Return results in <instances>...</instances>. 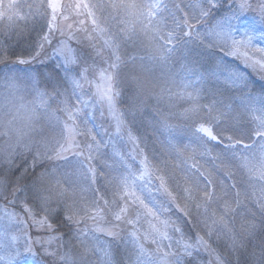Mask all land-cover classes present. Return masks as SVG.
Segmentation results:
<instances>
[{
    "label": "trees",
    "instance_id": "1",
    "mask_svg": "<svg viewBox=\"0 0 264 264\" xmlns=\"http://www.w3.org/2000/svg\"><path fill=\"white\" fill-rule=\"evenodd\" d=\"M120 1V0H119ZM125 1V2H130ZM61 3H68L69 0H60ZM75 2V0H73ZM85 3H98L100 0H83ZM105 3H111L110 0H104ZM121 2V1H120ZM119 2V3H120ZM139 2V0H135ZM46 5V0H0L1 13L4 15L0 17V99L3 100L4 112L0 114V132L4 131V125L11 116L15 114L22 115L27 112L30 114L32 108V101L35 93L31 90L33 83L38 84L41 91L51 92L54 84L61 85V91L67 89L65 96H60L49 100L48 113L54 114L51 120L40 110V118L34 121L31 129L26 131H19L21 144H31V149L25 151L22 147L17 146L16 152L12 155L13 163L10 165L6 162L7 152L11 151L8 148L9 144H16L17 131L12 130L8 136L0 135V180L7 178L8 184L6 189L7 199L4 194H0V207L8 211H15L22 217L25 215L21 208V202L27 200L30 204L33 202L32 193L27 189L31 183L32 173H39L44 170L51 171L56 168L59 173L66 176V183H71L76 188V195L74 197L77 208L83 206L84 203H90L94 197L97 189L105 193V198L109 201L113 200V189L108 186V179L99 174L97 175V182L93 183L91 174L88 173L86 163L82 165L81 161H86L88 154V145L95 144L89 137L84 135H77L75 143L78 145V150L84 153L83 156L66 153L65 159L49 160L41 156L35 161L33 166V159L37 151L44 153L47 149L45 144L51 146L55 143L54 137L60 132L63 127V122L67 120V115L61 111L64 104L60 101L67 100L69 105L79 106L81 111L79 113L78 124L81 127L85 125L92 129V135L96 136L97 141H102L99 149L102 148L101 153H96V159L93 162V167L104 168L109 171L107 165L113 166L111 175L118 173L127 174V171L138 173L143 167L141 161L147 157L148 163L153 167L159 165L165 168L168 179H170L173 186L179 182L183 185V175L187 171L193 175V179L199 177V172L190 170L186 162L192 159L206 169V173H210L212 178L220 185L221 181L226 182V186L230 187L232 184H239V189L233 188L231 191L232 198L235 197L237 190L243 191L247 189L251 195L253 189L246 183L247 176L243 178L235 172L233 168L235 179L229 178L225 169L220 165L219 161L213 157L221 153L223 145H214L212 148L211 158H204L200 155V141L196 138L197 124L191 120H186L181 115L184 110L191 106L192 101L187 98V95H177L181 92H193L195 89H202L200 92L198 103L204 107L201 113V121L209 122L214 131L221 137L232 135L236 129L251 128L253 126L250 119L244 114L241 104L242 92L239 86L228 85L223 77L217 79H205V81H197L196 76H191L183 70V65L195 64L197 71L200 74H206L213 70L218 65L226 66L236 72H239L246 82L247 87L244 91L250 93L255 97L264 96V79H261L255 71L245 64L244 57L241 53H234L227 55L226 51L220 46L210 47L212 37L208 36V30L217 23L226 21L232 17V23L245 20L250 17L257 18L251 11L240 12L238 9V0H217V7L211 9L209 15L197 22L192 17L199 18L200 8L197 4L208 7L206 0H169L168 3L180 4L182 10L177 12L170 8L169 12L163 13L167 18L166 24L169 28L175 27L172 23L171 15L182 18L185 12L193 24L191 32L193 37L182 36L179 31L180 40L175 44V52L168 61L167 66H161L159 61H147L143 63L146 65L145 69H140L138 66L135 69L136 75L142 81L148 83V89L141 97L144 100L143 105L135 111L133 115L130 112V96L133 89L123 81L132 71L130 66L121 65L118 70L117 88L121 92L116 99L115 116L122 117L124 126L121 131H117V120L113 115L112 118H107L104 111L98 103L96 94V86L102 81L100 74L104 69L109 67L108 56L110 50L104 49L102 55L97 57L91 47L92 43L96 44L97 50L103 45V39L97 37L94 41H89L88 35L96 36L93 32L94 25L91 20L87 19L86 15L76 18L75 28L73 30L75 39H69L68 32L61 34L59 30L53 31L46 41L43 39L48 33L47 17L41 14H36L29 9V4ZM12 5L10 8L9 5ZM43 11V10H42ZM19 13L27 15L26 20H19L14 15ZM113 10L107 9L104 12H97L100 25L103 20H110L112 18ZM171 14V15H170ZM13 16V22H9L7 16ZM79 20H84V24H80ZM71 22V21H69ZM264 25V23H261ZM185 31H189L186 27ZM199 32L201 38H195V34ZM134 41H120L119 53L124 60L129 56H146L151 52L150 32H146L141 27H137L134 33ZM64 42L72 52L78 54L82 60H86L87 64L72 65L73 79H79L78 73L83 70V67H89L87 79L82 82V88L75 89L73 94V85L64 79L65 72L62 67L63 58L56 55V49ZM43 45V47H41ZM39 53V54H38ZM93 53V55H89ZM26 63H20V61ZM95 61V63H93ZM115 71V70H114ZM14 77L17 87L11 89L7 86V77ZM189 80L195 83L189 85L185 90V85ZM171 91V95L169 94ZM80 99L77 100L76 97ZM12 101V103H8ZM87 102V107L82 102ZM216 103L215 107L223 112H228L227 116L221 118L219 122L212 117L215 113H208L207 105ZM4 105H7L6 107ZM23 105V107H21ZM230 106V111L228 107ZM10 110V111H9ZM5 113H8L5 116ZM87 113V115H86ZM57 119L59 123H57ZM12 127V126H11ZM35 129V130H33ZM27 133V135H24ZM131 134V138L129 136ZM214 144V142H209ZM111 148L116 149L115 156L109 152ZM7 149V151H5ZM191 156V158H189ZM74 159L83 166V172H79L74 164ZM76 163V162H75ZM27 170V173H25ZM81 173L83 177H81ZM23 177L19 180L20 190L12 195V190L16 186L17 178ZM149 177H145L143 187L145 196L151 200H155L157 204L163 202L165 210H162L161 217L174 221L183 233V239L189 243H195L198 235H206L203 223H201L202 216L195 215L196 209L193 206V217L189 218L181 212L175 204L171 203L167 197L163 196L157 191L159 188V180L152 176L151 183L146 181ZM201 186L206 181L203 177H199ZM82 190V191H81ZM182 191V188H181ZM5 192V187L0 185V193ZM82 197V198H81ZM9 200H15V204H9ZM71 202V200L67 201ZM103 204V201L100 202ZM50 207L53 211L50 213V220L53 224V230H50L51 238L54 242L50 246L35 245L37 259L43 264H60L58 257L43 254L44 248H48L50 253L57 252L63 254L71 251L74 255H78L81 251L79 241L76 239L81 232L89 234V241L93 247L99 244L101 239L109 242L110 250L113 254V264H129V254L126 249V243L129 241V233L132 227L126 223H119L115 221L111 211H105L102 219L93 220L84 217L79 223L70 222L65 219L66 210L64 204L61 203L59 207L53 202ZM113 204V208H115ZM215 207V205H214ZM118 210V209H116ZM36 211L43 215L37 208ZM203 210H201L202 212ZM81 216L83 213L81 212ZM149 218H142L140 223L136 226L141 234L147 231ZM232 219V217H229ZM31 219L25 222L28 224L30 237H35L39 233L31 229L33 226L30 223ZM241 218L235 217L236 230H240ZM102 227L112 229L120 234V239L113 240L112 237H105L94 231L95 228ZM79 230V231H78ZM173 236L172 243L176 245V240L180 234H175L172 229H168ZM106 234V233H105ZM95 239H92V238ZM260 234L257 233L258 243ZM212 244L215 251L224 254L225 259H228L226 253L223 252L225 248V241L223 239L217 240L216 236L211 237ZM168 243V241H165ZM131 247L130 244L127 245ZM149 247L154 245L149 243ZM178 247V246H177ZM252 245L249 244V251ZM150 249V248H149ZM99 257V259H98ZM102 256L99 253L95 255L89 254L88 260L90 264H102ZM134 260V257L132 258ZM215 256L210 255L209 252L201 248L198 252L193 250L191 257L184 256L183 264H214ZM232 264H235V257L231 258Z\"/></svg>",
    "mask_w": 264,
    "mask_h": 264
},
{
    "label": "snow or ice",
    "instance_id": "2",
    "mask_svg": "<svg viewBox=\"0 0 264 264\" xmlns=\"http://www.w3.org/2000/svg\"><path fill=\"white\" fill-rule=\"evenodd\" d=\"M206 3L208 5L207 8L197 4V7L200 8V16L199 18L192 17L191 19L199 22L200 19L209 15L211 9L217 7V0H206ZM9 7L11 8L12 5L10 4ZM28 7L34 13L47 17L49 31L43 37L46 41L53 31L59 30L63 35L65 29L68 31L69 39H75L73 30L76 18L86 15L87 19L91 20L94 25L92 31L97 35L93 36L89 34V41H94L97 37L103 39V45L99 50H97L95 43L91 44L95 56H101L104 49L110 50V55L108 56L109 67L104 69L100 74V80L103 84H97L95 95L98 97L97 102L102 106L107 105L110 114L114 116L116 99L121 95L116 84L120 66H130L132 69L123 82L133 89L130 96V112L134 115L135 111L143 105L144 100L141 97L148 89V83L142 81L136 75L135 69L137 66L140 69H145L146 65L143 63L144 57L142 56L137 57L133 55L124 60L119 53L120 41L122 39L132 40L134 30L126 26L121 28L119 33L107 36V29L99 26L97 12L111 9L116 13L124 12L134 15L139 23L143 25V29L151 33L150 43L152 47L148 60H158L161 66H167L168 61L175 52V44L181 38L177 34L178 31L182 36L193 37V33L191 32L193 24L190 22V18L186 12L182 18L170 14L175 27H168L165 22L167 18L163 13L169 12L170 8L179 12L182 10V6L180 4L170 5L167 0H139V2L131 0V2L120 3H105L104 0H100L98 3H85L83 0H75V2L69 0L68 3H61L60 0H46V5L44 3L29 4ZM238 9L240 12L252 11L256 13L260 22L264 23V0H238ZM3 15V13H0V16ZM14 15L19 20H26L28 18L27 15L19 13H15ZM117 18L113 17V19ZM7 19L10 23L13 22L12 15L7 16ZM231 21L232 17H229L226 21L217 23L208 30L207 35L212 37L209 46H220L226 51L227 55L238 53L241 48L252 49L253 37L251 34L244 31L240 39H237L233 35L236 26ZM79 23L84 24V20H79ZM185 27L189 31H185ZM120 33L123 35L121 36ZM195 38H201V34L197 32ZM229 41L231 42L230 44ZM55 51L56 55L63 58L64 79L74 86L73 94L75 95V89L82 88V82L87 79V73L90 69L87 66L83 67V70L78 73L79 79H73L71 66L74 64L86 65L87 61L82 60L78 54L72 52L63 41L61 42V46ZM254 53L256 55H250L248 51L243 53L245 64L251 67L261 79H264V48H255ZM89 55H93V53H89ZM20 63H26V61L21 60ZM183 70L191 76H196L197 81L200 82L205 81V79H211V77H216L217 79L223 77L228 85L239 86L241 88L243 112L250 119L253 126L251 128L236 129L232 135L224 137L218 135L209 122L201 121V113L204 111L205 106L198 103V98L202 89H195L193 92L184 91L177 95L183 96L186 94L187 98L192 101L191 106L186 108L181 115L184 119L191 120L197 124L195 130L201 134L198 137L200 141L199 146L206 149V154H211L214 145L222 144L221 153L215 155L213 158L219 161L229 178L235 179L234 172L232 171L233 168L242 178L246 175V183L253 189L251 195L247 189L243 191L237 190L235 197L232 198L231 191L233 188L239 189V184L234 183L228 187L226 186V182L221 181L220 185H218L210 173L200 171L199 168H197L199 177H203L206 181L203 186H201L199 177L193 179V175L187 171L184 172L182 178L183 185L177 182L173 186L170 179L166 178L167 173L165 168L159 165L153 167L148 163L147 157L141 161L143 167L138 173L127 171V174L118 173L111 175V172L114 170L112 165H107L109 171H105L104 168L98 169V167H93V162L96 159L93 149L95 148L98 152L99 146L103 142L97 141L96 136L92 135L91 128H88L86 125L81 127L78 124L81 108L78 105H69L67 100H63L60 103L64 104V107L60 110L67 115V120L63 122V127L57 136L54 137L55 143L51 146L45 144L44 147L47 150L44 153L37 151L33 159V166H35V161L41 156L49 160L65 159L66 153L72 151L73 148H78V145L75 143L77 135L89 137L95 144L88 145L89 151L86 161H81V163L82 165L86 163L93 183L97 182L98 171L100 175L108 179V186L113 189V200L109 201L106 199L105 193L97 189L90 203L86 202L82 207L77 208L74 199L76 195L75 186L70 182L66 183V176L59 173L56 168H53L51 171L44 170L39 173L30 174L31 183L27 186V189L32 193L33 202L31 204L27 200L21 202V208L25 214L23 217L15 211L3 209L0 210L2 211L0 219L6 217L9 224L20 225L24 224L27 219H31L34 225L53 230V224L50 220V213L53 211L50 205L53 202L58 207L63 203L66 210L65 219L75 223H79L84 217L93 220L102 219L107 210L112 212L115 221L126 223L132 227V231L128 234L130 239L125 242L129 254V264H183L184 256L191 257L193 250L198 252L201 248L209 252L210 255L215 256L214 264H232V257H235V264H264V96L255 97L244 91L247 84L240 73L223 65H218L215 70L206 74H200L194 63L184 64ZM193 83L195 82L189 80L188 84L185 85V90ZM7 86L11 89L17 87L14 77H7ZM31 90L35 93V96L31 102L33 106L30 109L29 122L32 123L39 120L40 110H43L50 120L54 118V114H49L47 111L49 100L65 96L67 89L61 91V85L57 83L52 86L49 93L41 91L38 84L33 83ZM169 94L171 95L170 90ZM76 99L79 100L80 98L77 96ZM8 103L10 104L12 101H8ZM82 103L87 107L86 101ZM216 103L223 102H214L206 107L208 113H215L212 118L219 122L222 117L227 116L229 113L216 108ZM4 106L6 107L7 105ZM225 107H228L230 111V106L225 105ZM7 115L8 113H5V116ZM115 118L117 120V131L119 132L122 130L124 122L122 117L115 116ZM12 123L13 120H8L4 125V131L0 132V135L8 136L13 130L11 127ZM57 123H59L58 119ZM24 135H27V133ZM129 136L131 138V134ZM209 142H214V144H210ZM17 146L22 147L25 151L31 149L30 143L21 144L18 130L16 144L8 145L11 151L7 152L6 162L10 165L13 163L12 155L16 152ZM75 155L83 156L84 153L76 151ZM193 167L196 166L193 165ZM25 173H27V170H25ZM146 176L149 177L146 181L148 184L152 182L150 179L152 176H155L159 180L157 191L167 197L171 203L175 204L185 216L189 218L193 217L194 213L192 209L194 206L196 209L195 215L202 216L201 223L204 225L206 235H198L194 244L186 242L183 239L182 229L174 221L161 219V212L165 210V204L163 202L157 204L155 200H146L137 194V182L145 181ZM21 178L23 177L17 178L16 186L12 190L13 196L20 190L19 180ZM7 184L6 177L4 180H0V185L5 187V192L0 194H4L5 199H7ZM69 200L71 202H67ZM101 201H103V204L100 203ZM8 203L14 205L15 200H9ZM113 204H115V208H113ZM37 208L43 215H40L36 211ZM201 210L203 211L201 212ZM81 212L83 216H81ZM236 216L241 218L239 231L235 227ZM148 217H151L156 223L151 224L150 230L141 234L136 226L142 218ZM229 217H232V219H229ZM169 228L172 229L173 233L180 234L176 240V245L172 243L173 236L169 233ZM94 231L105 232L113 240L120 239V234L112 229L97 227ZM257 233L260 234L258 243L254 242L257 240ZM213 235L216 236L217 240L223 239L225 241L223 252L227 254L228 259H225L224 254L215 251L211 240ZM0 236L10 239L11 242H16L19 239L15 234L8 237L6 227L3 228V231H0ZM76 239L81 246V251L78 255H74L71 251L64 252L63 254L57 252L49 254L53 257H58L60 264H90L88 260L89 254L95 255L99 253L103 258L102 264H113L112 251L99 244L93 247L89 241V234L87 232H81ZM92 239L95 238L93 237ZM148 241L154 245V248L151 250H146L144 246V242ZM165 241H168V243H165ZM32 244L33 242L30 240L25 241V252L32 253ZM128 244L131 245L130 248L127 247ZM249 244L252 245L251 251L248 250ZM5 247L10 248V245L0 242V248ZM133 257L134 260L132 259ZM0 260H6V264H14L15 256L9 251L8 256L6 258L0 257Z\"/></svg>",
    "mask_w": 264,
    "mask_h": 264
},
{
    "label": "rangeland",
    "instance_id": "3",
    "mask_svg": "<svg viewBox=\"0 0 264 264\" xmlns=\"http://www.w3.org/2000/svg\"><path fill=\"white\" fill-rule=\"evenodd\" d=\"M112 2H116L119 3L121 2H125V1H129V0H110ZM169 0H167L168 2ZM131 2V1H130ZM252 12V11H251ZM0 13H1V9H0ZM254 13V12H252ZM255 15H257L256 13H254ZM1 17V16H0ZM113 17H118L117 19H113ZM245 20L236 22L235 25L236 29L233 31V35L237 38L240 39L241 34L244 31H247L251 34V36L253 37V41H252V49H244L241 48L240 51L238 53H241L243 55V53L245 51H248L250 55H256L254 53V49L255 48H264V25L261 24L260 21L257 20V18L252 19L250 17L244 18ZM112 21V23L108 22L106 19L103 20L102 24L100 25L99 23V19H98V23L100 27H103L105 29H107V36H111L113 33H119V30L121 28L124 27H129L132 28L134 30V33L137 31V27H141L143 29V25L139 23V21L136 19V17L134 15H129L127 13L124 12H120V13H116L113 11L112 14V18L110 19ZM67 29H65L64 34L67 33ZM120 35L122 36L123 34L120 33ZM135 34H133L134 36ZM134 38H132V40H126V39H122L121 41L125 40V41H134ZM231 42L229 41V44ZM148 56L146 54V56L142 55V57H144V62L150 61L148 60ZM138 57H141V55H139ZM158 61V60H155ZM154 61V62H155ZM101 85L103 84V82L100 83ZM101 109L104 111V114L107 116V118H112L113 114H110L107 105H100ZM4 112V108H3V100L0 99V114ZM29 113L27 112H23L22 115H18L15 114V112L13 113V115H9L11 116V120H13L12 123V129L14 130H18V131H26V129H31L33 126V123H30L28 120L29 117ZM13 117H15V119H13ZM201 134L196 132V138H198ZM199 140V139H198ZM100 147V146H99ZM78 150V148H73L72 151L68 152L69 154H74L76 151ZM94 151H96V149H93ZM116 149L111 148L110 149V153L112 154V156H115L116 153ZM103 150L98 149V152L96 151V153H101L100 155L102 156ZM200 155L203 156L204 158H211L212 156L210 154H206V149L202 148V150H200ZM76 162V163H75ZM74 164L76 165V169L79 172H83V166H81V164H79L75 159H74ZM188 168L190 170L193 171H197V168L200 169V171H204L206 173V169L202 166V164L197 163L196 161H194L193 159L191 161L186 162ZM193 165H195L196 167H193ZM81 177H83V174L81 173ZM143 181H139L137 182L138 187L136 188L137 194L141 195L142 198H145L146 200H151L150 198L148 199V197L145 196V190L143 187ZM253 192V191H252ZM251 192V193H252ZM0 210H3V208L0 207ZM0 216H2V211H0ZM161 219H163L161 217ZM31 225L33 226L31 229H33L35 232H38L39 234L35 237H30V229L28 230V224L25 222L24 224L20 225V224H9L8 220L6 217H3L2 219H0V231H3V228H7L8 230V237H10L12 234H15L16 236L19 237V239L16 242H11L10 239L0 236V242L10 245L9 247H5V248H0V257H7L9 254V251L12 252V254L15 256V260H14V264H43L42 262H40L39 259H37L36 256V249H35V245H39V244H43L45 246H50L53 242L54 239L51 238V234H50V230L47 229L46 227H38L36 225H34L33 221H30ZM147 230H150V226L151 224L156 223L155 220H153L151 217L149 218V221L147 222ZM160 226V225H157ZM100 235H106L105 237H109L107 234H105V232H98ZM26 240H30L33 242L32 244V253H27L25 252V241ZM149 243L148 242H144V246L146 248V250H151L153 248L149 247ZM99 245L102 247H106L110 249V245L109 242L105 239H101L99 241ZM150 248V249H149ZM34 253V255H33ZM43 254L46 255H50V250L48 248H44ZM0 264H6V260H0Z\"/></svg>",
    "mask_w": 264,
    "mask_h": 264
}]
</instances>
